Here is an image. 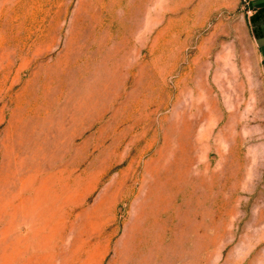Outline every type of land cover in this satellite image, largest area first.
Listing matches in <instances>:
<instances>
[{"label": "rangeland", "instance_id": "374dc122", "mask_svg": "<svg viewBox=\"0 0 264 264\" xmlns=\"http://www.w3.org/2000/svg\"><path fill=\"white\" fill-rule=\"evenodd\" d=\"M230 0H0V264H264V72Z\"/></svg>", "mask_w": 264, "mask_h": 264}, {"label": "crops", "instance_id": "0c3cea01", "mask_svg": "<svg viewBox=\"0 0 264 264\" xmlns=\"http://www.w3.org/2000/svg\"><path fill=\"white\" fill-rule=\"evenodd\" d=\"M230 9L237 7L240 0H230ZM243 25L251 33L254 49L264 72V0H248V6L241 5Z\"/></svg>", "mask_w": 264, "mask_h": 264}, {"label": "built area", "instance_id": "2783aa9c", "mask_svg": "<svg viewBox=\"0 0 264 264\" xmlns=\"http://www.w3.org/2000/svg\"><path fill=\"white\" fill-rule=\"evenodd\" d=\"M240 5H242L243 7H247L248 6V0H240Z\"/></svg>", "mask_w": 264, "mask_h": 264}]
</instances>
